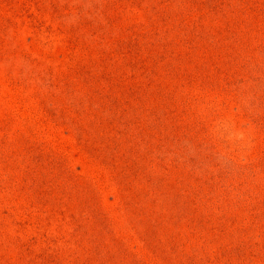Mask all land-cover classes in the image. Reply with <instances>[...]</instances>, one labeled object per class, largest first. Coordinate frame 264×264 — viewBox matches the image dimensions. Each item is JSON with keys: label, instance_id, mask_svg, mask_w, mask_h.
<instances>
[{"label": "rangeland", "instance_id": "1", "mask_svg": "<svg viewBox=\"0 0 264 264\" xmlns=\"http://www.w3.org/2000/svg\"><path fill=\"white\" fill-rule=\"evenodd\" d=\"M0 264H264V0H0Z\"/></svg>", "mask_w": 264, "mask_h": 264}]
</instances>
